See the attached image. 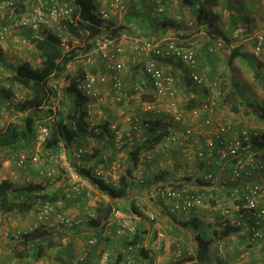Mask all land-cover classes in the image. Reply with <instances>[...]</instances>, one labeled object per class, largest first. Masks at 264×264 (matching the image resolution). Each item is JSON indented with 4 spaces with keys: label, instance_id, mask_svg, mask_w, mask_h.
<instances>
[{
    "label": "crops",
    "instance_id": "0c3cea01",
    "mask_svg": "<svg viewBox=\"0 0 264 264\" xmlns=\"http://www.w3.org/2000/svg\"><path fill=\"white\" fill-rule=\"evenodd\" d=\"M94 1L96 12L108 11L111 15L108 22L102 24L101 21V36L99 39L105 36L118 37L124 47V53L120 57L127 61V66L125 70L117 74L123 84V88H125L124 102L130 101L134 97H139L140 94H137L132 88V84L136 81L143 85L144 92L141 95L152 98L150 76L144 69L146 57L136 54L134 51L136 44L147 40L161 41L162 48H166L168 44L166 39L168 38L193 39L199 45L198 71L207 73V76L211 80L221 79L228 81L229 87L227 91L232 92L231 94H234L239 99L241 97L245 99L248 97L249 91L257 92L256 86L263 85L261 83L264 81V53L259 57L255 55L254 43L250 37L264 25V0H124L127 6L126 11H120L115 8L112 0ZM160 6L163 7V12L158 11ZM8 17L7 14L0 18L4 22ZM22 31L18 32V36ZM34 33L38 32L35 30ZM30 36L32 37V35H28V39H30ZM218 40H223L225 42L224 46L217 48L215 53H211L210 48L215 46ZM75 42L73 39H70L69 43L74 46ZM110 50H112V47H110ZM235 51H238V57L232 61L231 54ZM97 53V50H94L92 53L95 63L90 66H94V71L96 70L95 74L99 77H104V80L97 81L95 90L98 94L101 93L106 96L108 90L113 91L110 78L115 73L107 68L106 61ZM151 57L156 59L158 66L164 71L177 76L176 87L178 92H180L182 104L187 106L188 103L189 108H191L198 105L199 101L206 97L203 88L194 86V82L191 79V70L188 67L171 58ZM97 60H99V64L103 62V65L106 67L104 70L95 69L97 67ZM5 64H1V66H5ZM9 64L11 65V62ZM5 67L7 68V66ZM14 67L16 68V66ZM105 91L106 94H104ZM241 100L244 101L243 99ZM141 101L143 102L144 100L141 99ZM192 102L195 105H192ZM102 105H97L93 115L88 116L87 120L91 127H100L108 124V131L100 138H94L90 135H80L72 149L67 150L63 145L61 147L66 149L67 158L70 161L72 157L75 158L77 166L80 168H89L94 164L97 167H101V157L106 156L109 164L103 165L105 180L113 186H118L120 175L125 172L128 166L132 167L133 165L129 152L139 140L147 137L146 135L149 132L147 119L150 118V121H153L157 120V118L143 109V116L140 115L141 118L139 119L143 123L142 125L146 126V135L141 134L142 136L136 139L133 138L130 142L127 139L126 143L128 142L130 145L128 152L120 153V148L115 145L112 127L116 126L119 128L124 137L126 136L123 128H126L125 126L121 128L120 124L114 121H104L100 111L106 113V109ZM262 109L264 111V107ZM97 113L99 116H94ZM218 116L221 119L225 118L222 110L219 111ZM90 119H92L91 123ZM186 125L194 127L193 129L196 131L198 140L193 145L198 148L200 146V142L198 141L202 140L200 138L202 129L198 127L197 120L194 119L190 120L189 118L180 124L181 127H185ZM164 143L165 141L157 146L156 149L145 151L140 156L138 165L133 168L130 195L128 198L123 199V204L120 203L121 199L112 202L107 196L99 192L98 189L93 191L96 194L94 199L88 200L86 197L71 196L68 194L69 186L68 183L66 184L67 181L64 175L55 184L49 186V178L54 177L52 181H55V174L51 171L49 165H47L49 162H52L51 159H48V162L43 160L44 164L34 165L36 167H32L34 172H28L34 178H39V180L41 178V182L44 179L48 180L47 190L51 194H56L59 199L57 202L58 211L72 218H78L81 220V223L74 228L63 229L64 231L52 229L54 231L57 230L53 236H56V238L62 237V241L66 239L68 244H72L69 257L64 254V247H57L55 255L47 253V250L46 254L38 261L20 259L16 253V244L13 243V246L9 238H4L2 239L3 243H0L2 249L0 250V264H59L56 257L60 255H65L74 262L86 261L87 258L89 260L91 257L92 264H96L99 250L101 249H108L110 251L113 260L112 264H114L116 257L124 252L126 245L130 242V236L126 233L120 237L117 236L115 234L116 225L114 226L111 222V218L107 227H93L91 225L93 221L91 215L94 214L96 219L98 217L104 219L101 216L103 213L100 210H103L109 204L112 207L118 206L125 211H135L143 217V221L139 223V240L144 247L143 252L135 251L130 254V259H133L136 264L144 262L148 255L153 256V261L157 264H174L179 260L176 259L178 252H181L183 256H188L190 253L194 255L197 249L196 237L198 235H204L212 239L215 264L224 261L221 260V250L226 259L224 262L228 264H232V261L239 264H264V222L260 226L262 235L259 242L252 245L248 243L250 236L247 232H242L240 235L228 238H218L219 235L216 231L222 220L220 207L207 208V210L194 209L188 213H182L175 212L168 202L151 199L150 190L153 186L163 183L167 184L171 180L180 178V176H174L175 173H171L173 179L169 177L170 170L164 168V164L168 165V162H171L173 169L181 173L182 168L178 165L185 163L186 168H191L189 171L195 174L198 172L195 162L196 157L188 153L190 148L187 145L166 146ZM169 148L175 149L173 150L175 154L166 156ZM197 148L194 150L196 151ZM182 152L188 154L184 157ZM78 154L80 155L79 157H77ZM48 158L52 157L48 155ZM41 168H47L48 171L52 172V175L50 177L48 175L41 176L39 173ZM161 174L162 176L167 174L168 179L153 181L154 177L159 178ZM230 177V174H227L226 176H222L221 179L229 182ZM177 180L181 181L182 178ZM137 182L138 184H136ZM219 182L211 191L207 189V200L211 199L210 201L214 205H217V197H222L224 193L222 181ZM27 212L32 217L36 210L32 209ZM151 213L156 216L157 221L155 223L148 219V214ZM53 219L49 220V224H54ZM251 225L249 224V226ZM158 227L164 230L166 234L160 247L155 244L157 242L155 232ZM93 237L97 239L93 248L94 254L87 256L84 244L88 239ZM97 250L98 252H96Z\"/></svg>",
    "mask_w": 264,
    "mask_h": 264
},
{
    "label": "built area",
    "instance_id": "2783aa9c",
    "mask_svg": "<svg viewBox=\"0 0 264 264\" xmlns=\"http://www.w3.org/2000/svg\"><path fill=\"white\" fill-rule=\"evenodd\" d=\"M113 5L120 11H126L127 6L124 0H112ZM80 11L76 0H0V17L8 14V19L0 24V43L9 35L18 34L22 30L44 31L56 24L59 26L61 42L65 47H69L71 37L62 33L59 22L63 18L71 17L73 14H78ZM159 12H163V7H159ZM96 15L102 21V24L108 22L111 15L108 11L96 12ZM102 24L100 27H102ZM40 29V30H38ZM125 36V35H122ZM254 43V53L257 57L264 53V25L261 26L251 37ZM21 38L17 36L16 42H20ZM163 41V40H162ZM167 47L162 48L161 41H144L134 46L136 54L146 57L144 62L145 72L150 76V88L152 90V100L143 104L145 112L151 114L159 120H164L170 129V134L165 140V145L188 146L195 144L198 140L196 131L192 126L181 127L180 124L187 119L197 120L198 127L202 129L199 140L200 147L196 150V160L216 159V168L227 170L230 173V183L221 179L224 186L231 185L232 188L240 186V190L232 198H228L224 192L222 197H217V205L211 203V199L207 200V189L211 191L217 183L212 181L211 175L205 176V181L210 183L207 185H198L195 183H186L181 186H162L156 185L150 190V196L154 200L168 202L175 212L188 213L194 209H204L220 207L223 217H234L237 220H231V224L244 226V231L250 236L249 244H257L261 234L260 226L264 222V151H256L257 144L264 141L262 132L251 124L236 123L232 119H221L218 116L220 111V98L222 97L223 80H211L207 73L198 71L199 67V45L191 38H168L166 39ZM223 40H218L215 46L210 48L211 53H215L217 48L224 46ZM112 47V50H110ZM95 50L106 61L107 68L115 73L111 76L110 84L113 89L115 101L122 102L124 99L125 88L118 77V73L125 70L127 61L120 56L124 53V47L118 37L105 36L99 39L96 43ZM155 57H167L179 61L184 66L191 70V79L194 86L203 88L206 97L201 99L196 106L189 108L181 103L180 92L176 87L177 76L168 73L160 68ZM84 63L93 65L95 60L92 53L85 55ZM99 80H104V77H99L95 72L85 70L84 78L81 81L79 88L83 94L88 97L86 109L88 116L93 115L97 105L103 104L106 101V96L98 94L95 90L96 83ZM7 88H10L8 85ZM132 88L137 94L144 92L143 85L140 82H134ZM23 101V97L15 94L11 100L12 110H16V106ZM23 115V113L21 112ZM135 128H138L143 123L139 118L131 120ZM91 127V126H90ZM96 127V126H93ZM114 133L115 145L122 148L126 143V139L119 128L112 127ZM99 132V131H98ZM51 127L49 124L39 122L35 129L34 144L35 151L27 152L26 150H13L4 148L8 154L15 159L18 168H26L29 164L41 165L44 161L41 154L44 146L51 138ZM194 146V145H193ZM3 150V149H0ZM80 155L78 154L77 157ZM55 163L60 164L65 172L66 184L69 186V195L83 194L86 190H95L92 183L84 177L81 172L67 158L66 149L60 147L59 152L52 156ZM101 167H96L93 175L96 178L105 180L104 166L108 165L106 156L101 157ZM41 176H51L52 172L47 168H41ZM227 173H224L225 175ZM214 198V197H211ZM38 214L33 225L29 230L18 229L9 236V233L2 234L0 238H12L15 242L22 241L24 236L35 231L40 225H44L46 229L54 233L57 230L72 228L81 223V220L72 219L55 210V205L52 201H46L38 204ZM51 215H55V225L49 226L47 223ZM9 217L10 214H4ZM96 216L93 214L91 218ZM111 222L114 224L115 234L122 236L125 233L134 237L139 231V223L143 221V217L135 211H125L118 206H113L111 209ZM148 219L151 222H156L154 214H148ZM132 221V222H131ZM53 227L57 230H52ZM110 232V230L108 229ZM107 233V232H106ZM156 245L160 247L166 236L165 231L160 227L156 229ZM67 245L66 239L62 241ZM97 239L95 237L88 239L84 248L89 252L95 246ZM144 247L141 245L131 244L125 250L127 254L124 264H136L133 259H130V254ZM191 255V253H190ZM221 260H226L222 250L220 251ZM183 257L181 252H178L176 259ZM218 264H228L226 262ZM112 255L108 249H101L99 259L96 264H112ZM139 264H157L153 261V256L148 255L145 261ZM239 264V263H236Z\"/></svg>",
    "mask_w": 264,
    "mask_h": 264
},
{
    "label": "trees",
    "instance_id": "16d2710c",
    "mask_svg": "<svg viewBox=\"0 0 264 264\" xmlns=\"http://www.w3.org/2000/svg\"><path fill=\"white\" fill-rule=\"evenodd\" d=\"M76 3L80 8L79 13L61 19L59 25L62 33L67 34L72 39L81 41L83 46L76 47L69 43V49L67 50L62 44L61 38L47 30L40 32L37 36L30 37V41L40 53L41 66L33 68L30 63L24 62L16 66L10 74V82L13 85L22 86L30 91V95L29 98L20 105V110L23 113L22 118L10 122L5 128L0 129V149L24 150V148L26 149L29 145L33 146L36 126L45 119L50 120L49 125L52 134L51 138L44 146V152L51 157L59 152L61 145L67 150L72 149L80 135H90L94 138H100L108 131V124L100 127L89 126L87 120L88 111L86 109L89 99L79 88L85 74V70L83 69L76 72L73 76L68 77V90L75 102L73 109L65 114L64 111L54 109L58 94L52 81L62 75L67 76L68 72L65 71L67 70V66L78 56H83L94 51L96 48V41L101 36V20L96 15L95 1L76 0ZM1 23L4 22H2L0 18V24ZM237 57L238 51L232 52L231 60L234 61ZM221 96L220 102L223 103L226 97L224 98L223 92ZM143 99L147 102L152 98L146 96ZM192 105L195 104L192 102ZM164 122V120L159 119L147 122L149 123L147 137L143 140H139L129 152L133 165L132 167L128 166L125 172L120 175L118 186H113L102 178H96L93 175V171L97 167L96 164L89 168H80L76 163H73V165L84 177L89 179L94 188L106 195L112 202L128 198L132 188L133 168L138 165L140 156L145 151L156 149L170 134V126ZM262 137L264 138V134H262ZM125 145L127 146L126 143L124 146ZM255 150L264 151V141L258 143ZM215 161L216 159H210L208 161L203 160L197 162L198 172L196 174L186 176L181 181L171 180L167 184L163 183L159 185L176 187L185 185L186 183H195L198 185L210 186V183L205 181L206 175H211L213 178L212 181L218 184L220 183L219 181H221V177L226 176L230 172L222 170L221 168H216ZM224 173L227 174L223 175ZM159 176L162 177V174ZM13 187V183L7 178L0 182V212L3 214L15 212L26 213L27 211L35 209L38 204H42L46 201L57 202L59 200L56 194H51L47 190L48 185L44 183L29 184L21 190H14ZM223 187L224 192L227 193L230 199L240 190V186L232 188L231 185H223ZM107 207L109 212L108 215H101L105 220L102 217L93 219L91 222L93 227H107L111 217L112 205L109 204ZM221 218L222 220L216 231L219 235L218 238H228L240 235L242 232L245 233L244 228L247 227V225L237 226L231 224V220H237L236 216L223 217L221 214ZM139 236L140 229L134 237H129L130 242L126 245L125 250L131 244L142 246ZM61 239L62 237L56 238V236L50 233L49 229H46L44 225H40L35 231L25 235L22 241L17 242L20 246H23L20 249L21 252L17 253V256L20 259L38 261L46 254L48 249L64 247L63 252L69 257L72 244L65 245ZM212 244L213 241L209 237L198 235L196 237L197 249L195 254L183 256L174 264H215ZM93 248L91 252H87V256H92L94 254ZM125 250L116 257L114 264H124L127 256ZM142 252L143 249L140 250V253ZM65 255L56 257L59 264H92L91 257L89 260H87V258L86 261L74 262Z\"/></svg>",
    "mask_w": 264,
    "mask_h": 264
},
{
    "label": "rangeland",
    "instance_id": "374dc122",
    "mask_svg": "<svg viewBox=\"0 0 264 264\" xmlns=\"http://www.w3.org/2000/svg\"><path fill=\"white\" fill-rule=\"evenodd\" d=\"M53 24L50 28L47 29V31L54 33L56 35H59L60 34L59 26L57 24H56V26H53ZM38 30H40V29H38ZM34 31L35 30H32V31L24 30V31H22L21 34H19V37L21 38L20 42L15 41V38L18 36V34H16V36L9 35L4 40L3 43H0V129L5 128V126L8 123L22 118L23 115H20L21 114L20 105L27 98H29V95H30V91L26 90L22 86L13 85L10 82L9 77H10V74L12 73L13 69L15 68L14 66L21 64V62H23V63L28 62L33 66V68L41 66L40 53L36 49L35 45L30 41V39H28V35H32V36L36 35L37 36V35H39V32H42L43 30L41 29L40 31H36V32H38L36 34L34 33ZM23 33H25V34H23ZM73 40L76 41L74 43V46H76V47H82L83 46L81 41H79L77 39H73ZM66 49L68 50L69 47H66ZM93 52L94 51H92L91 53H93ZM84 57H85V55L78 56L67 66V70H65L66 72H68L67 76L62 75L61 77L54 79L52 81V84H53V86H54V88L58 94V98L56 100V104L54 106V109H56L58 111L59 110L64 111V114L67 112H70L73 109L74 103H75L73 96L70 94V92L68 90V86H69L68 77L73 76L76 72H79L82 69L83 70H89L92 72H96V70L94 71V66L86 65L84 63V60H85ZM9 62H11V65L9 64ZM96 62H97V67H95V69L98 68V69L104 70L106 68L105 65H103V62L101 64H99V60H97ZM5 63H7L9 65H7ZM1 64H5V66H7V68L4 65L1 66ZM79 68H81V69H79ZM261 84H263V85H259V86L257 85L256 86L255 89L258 90L257 92L249 91L248 97H246L245 99L243 97H241L239 99V98L235 97L234 94H231L232 92L230 93V91H227L228 90L227 88L229 87V82L223 81L222 92H223V96L225 93L226 98L224 96V98H225L224 102L223 103L220 102V110L223 111L225 119L226 120L232 119L236 123H243L245 125L246 124L254 125L260 130V132H262V134H264V121H263L264 120V117H263L264 111L262 109L264 107V81ZM8 85L10 86V88H7ZM107 92L108 93L106 95V101L102 105L106 109V113H102L100 111V113L102 115V119L104 121L105 120L106 121H108V120L114 121L117 124H120L121 128H123L125 126L126 129L123 128V130H124V133L126 136L125 137L126 140L127 139L129 140L128 142L132 141L133 138L136 139L142 135H146L147 130H146L145 125H141L138 128H135L133 123L130 121V120H133L134 118H137V117L141 118L140 115L143 116L144 110H143L142 103L146 102L143 99L144 95L142 96L140 94L139 97H134V99H130V101L117 102L113 98V94H112L113 91L108 90ZM15 94H17L20 97H23V101H21L16 106V110H12L11 100L13 99V96H15ZM104 94H106V91ZM221 98H220V100H221ZM141 99H143L144 101L142 102ZM241 99H243L244 101H242ZM111 113H112V115H111ZM137 115H139V116H137ZM94 116L98 117L99 115L97 113ZM150 120L151 119L148 118L146 122H149ZM42 122L50 124L49 119H45ZM91 122H92V119H90V123ZM99 131H101V130H99ZM128 142L126 143L127 146L125 145L126 147L125 146L123 147L124 149L123 148L120 149V153L121 152H124V153L128 152V148L130 146ZM189 148H190V151L188 153L193 154L192 156L195 157L196 151L194 149H196L197 147L196 146L193 147V145H191ZM24 150H26L27 152H32L33 150L35 151V144H33V146L29 145L26 149L24 148ZM173 150H175V149L169 148V150H167V152H166V154H167L166 156H171V155L175 154ZM188 153H186V154L183 153L184 157ZM41 158H42V160H45V162H48V159L49 160L51 159L52 162H49V164H47V165H49L51 171L55 174L54 175L55 181H52L54 177L49 178V181L44 179L43 182H41V178L39 180V178L32 177L31 173H29L28 171L33 173L34 172L33 168L35 167L34 165L29 164L26 168H23V169L18 168L15 159H13L8 154V152L6 150H4V149L0 150V182L3 179L7 178L13 183L14 190H21V189L25 188L26 186H28L29 184H43V183L47 184V181H48L49 186H52L59 179H61L62 175L65 176L64 169L61 167V165L53 162L52 158H48V154H46L44 152V150L41 154ZM71 162H72V164L73 163L77 164L75 158H73V157L71 158ZM195 162L197 164V160ZM184 164L178 165L180 168H182L181 173H178L177 171H175L173 169L171 162H168V165L164 164L163 166H164V168H167L170 170L169 171L170 174H168L169 177H172L171 173H175L174 176L175 175L177 177L180 176V178H177V179H181V178L184 179L185 176L195 174V173H192V171H189V170H191V168H189V167L186 168ZM47 165L45 164V166H47ZM194 165H195V163H194ZM197 168H198V165H197ZM168 175L165 174L162 177L159 176V178L154 177L153 181H160V180H164L165 178L168 179ZM45 178H47V177H45ZM172 179H173V177H172ZM35 181H36V183H35ZM39 182H41V183H39ZM136 184H138V182ZM93 191L94 190H92V189L90 191L86 190V192H84L81 195L72 194L71 196H76L79 198L86 197V198H88V200L92 199V198L94 199L96 194H94ZM144 198H146V197H144ZM151 199H153V198H151ZM57 202H53L55 205V210L59 213L64 214L63 212L58 211V208H57L58 203ZM123 202H124V200L121 199L120 203L123 204ZM107 208L108 207L106 206V207H104L103 210H101V213H103V216L108 215L109 212H108ZM35 210H36V212L33 213L34 215H32V217L29 214H27L28 212H26V213H18V212L11 213L10 217H5L4 214L0 212V232L2 234H4L3 236H5V233H9V236H12V234L14 232H16L18 229L29 230L30 226H32L34 221L36 220V217H37L36 214H38V212H37L38 208L37 209L35 208ZM66 216H68V215H66ZM68 217H70V216H68ZM52 218H54L52 221L54 222L53 225H55V222H56L55 215L54 216L51 215L50 219H52ZM70 218H72V217H70ZM72 219L79 220L78 218H72ZM48 224H49V222L47 223V225ZM53 225L49 224V226H53ZM74 227H72V228H74ZM50 233L52 235L54 234L52 232H50ZM2 239L3 238H0V243L1 242L3 243ZM9 240H11L12 245H13V243L16 244V246H15L16 253L20 252V249L23 246H20L12 238H10ZM56 249H57L56 247L52 248V249H48L47 253H51L52 255H55ZM0 250H2L1 244H0ZM96 252H98V250ZM233 262L234 261H232L231 263L236 264Z\"/></svg>",
    "mask_w": 264,
    "mask_h": 264
},
{
    "label": "clouds",
    "instance_id": "9594fccd",
    "mask_svg": "<svg viewBox=\"0 0 264 264\" xmlns=\"http://www.w3.org/2000/svg\"><path fill=\"white\" fill-rule=\"evenodd\" d=\"M106 196V195H105Z\"/></svg>",
    "mask_w": 264,
    "mask_h": 264
}]
</instances>
